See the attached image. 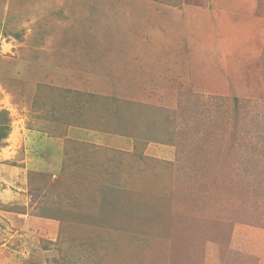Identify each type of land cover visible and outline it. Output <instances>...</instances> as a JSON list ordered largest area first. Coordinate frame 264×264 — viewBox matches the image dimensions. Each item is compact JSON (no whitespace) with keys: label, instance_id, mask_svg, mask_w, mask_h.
<instances>
[{"label":"rangeland","instance_id":"374dc122","mask_svg":"<svg viewBox=\"0 0 264 264\" xmlns=\"http://www.w3.org/2000/svg\"><path fill=\"white\" fill-rule=\"evenodd\" d=\"M77 64L80 87L97 91L89 106L140 147L74 142L19 201L60 221L55 240L0 215V252L20 264H264V0H0L12 140L0 161L21 165L19 133L59 124Z\"/></svg>","mask_w":264,"mask_h":264},{"label":"crops","instance_id":"0c3cea01","mask_svg":"<svg viewBox=\"0 0 264 264\" xmlns=\"http://www.w3.org/2000/svg\"><path fill=\"white\" fill-rule=\"evenodd\" d=\"M84 67V64H77L75 66L77 72H71L69 74L70 78L72 80L74 79V81L71 88H64L69 93L63 94V101H71V98H73L75 105L72 108L70 101H65L64 107L59 106L56 108L57 111H63V109H65L64 114L59 115V124L56 121L52 128L50 127L51 124H49V132L29 128L27 129L28 131L24 130V132L19 133L20 135L23 134V152L27 156V159L25 158L21 162V165L15 163L10 164L8 162L5 163L4 160L0 161V207H3L0 208V215L8 218L9 223H7V226L21 227L22 229L28 230L27 232H29V234L33 233L31 228H36L37 230L41 229L47 237L50 236V239L55 240L60 229V221L54 217L30 215L34 207L28 208L27 206V208H22V206H19L21 205L19 201H24V199L29 198V196L25 195L26 192L29 191L28 189L32 186L33 182L36 184L40 180L38 178H33L32 182V175L49 174L57 172L62 168L65 158L70 156L68 155L70 152L73 153L74 146L72 144H74V142L89 144L97 149L114 151H126L131 149L134 151L140 147L139 141H137L138 139L132 135V132L123 131V129H121L122 126L119 123L116 124L115 120L107 118L108 121H106L105 118H100L99 108L97 106L93 107L95 105L89 106L88 100L91 93H96L97 91L94 92L93 89L90 88L91 84L87 80L86 83H88L87 86L89 89L80 87L79 82L84 77H80V74L83 72ZM0 76H3L1 70ZM159 76H161V74H159ZM65 79H67V77H65ZM30 80L31 84L35 83L37 84V88L39 87V82L41 81H39L38 77ZM50 80V86L55 84L52 82V77ZM83 80L85 79L83 78ZM3 84L4 81L0 82V87L3 86ZM75 84L79 85V87H73ZM82 84L84 83L82 82ZM55 85H58V83ZM25 95L21 96L23 100ZM127 99L131 100L132 96ZM68 104L69 106L67 107ZM50 108L54 110L53 106ZM73 112L78 113L79 117L75 118L69 115ZM55 126H57V130L53 129ZM19 138V141H22L21 137ZM2 141H5L6 144L0 147V154H2L3 150L11 147V145H8V142L12 140L8 137L2 139ZM151 144L153 145V143ZM152 145H150V148ZM159 151L165 154L171 153L168 147H163ZM8 252H0V263L5 260L12 264H20V257L13 254H11V257H8L7 254H10V252Z\"/></svg>","mask_w":264,"mask_h":264},{"label":"trees","instance_id":"16d2710c","mask_svg":"<svg viewBox=\"0 0 264 264\" xmlns=\"http://www.w3.org/2000/svg\"><path fill=\"white\" fill-rule=\"evenodd\" d=\"M5 112H8L5 110ZM9 134V131L7 129H5L4 127H2V125H0V145H3V141L2 139L7 138Z\"/></svg>","mask_w":264,"mask_h":264}]
</instances>
